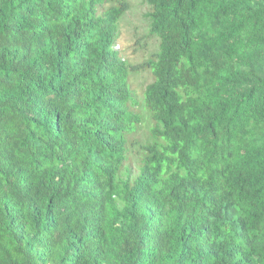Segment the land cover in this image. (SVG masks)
<instances>
[{
  "label": "trees",
  "instance_id": "1",
  "mask_svg": "<svg viewBox=\"0 0 264 264\" xmlns=\"http://www.w3.org/2000/svg\"><path fill=\"white\" fill-rule=\"evenodd\" d=\"M142 1L0 0V264H264V0Z\"/></svg>",
  "mask_w": 264,
  "mask_h": 264
},
{
  "label": "rangeland",
  "instance_id": "2",
  "mask_svg": "<svg viewBox=\"0 0 264 264\" xmlns=\"http://www.w3.org/2000/svg\"><path fill=\"white\" fill-rule=\"evenodd\" d=\"M126 1L128 8L117 23L118 38L115 48L119 51L120 56L130 64L137 65L146 61L157 51L158 40L150 34L149 23L144 18V14L149 9L148 5L142 0ZM151 81L152 74L149 69H139L129 76V85L135 92L139 102L137 111L141 114L143 120L132 138L142 145L148 143L151 139L149 129L153 122L143 105L144 88ZM141 156L142 152L138 145L129 149L128 165L132 174L137 172Z\"/></svg>",
  "mask_w": 264,
  "mask_h": 264
}]
</instances>
